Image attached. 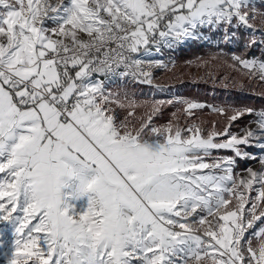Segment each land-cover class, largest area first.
<instances>
[{
  "label": "snow or ice",
  "instance_id": "1",
  "mask_svg": "<svg viewBox=\"0 0 264 264\" xmlns=\"http://www.w3.org/2000/svg\"><path fill=\"white\" fill-rule=\"evenodd\" d=\"M258 17L256 0H0L4 264H264V110L173 97L138 113L134 94L108 87L153 86L152 68L168 67L154 54L217 34L220 55L241 40L261 50L227 55L264 87ZM176 104L188 123L154 122ZM206 107L227 116L222 131L193 119ZM242 160L261 167L241 175Z\"/></svg>",
  "mask_w": 264,
  "mask_h": 264
},
{
  "label": "rangeland",
  "instance_id": "2",
  "mask_svg": "<svg viewBox=\"0 0 264 264\" xmlns=\"http://www.w3.org/2000/svg\"><path fill=\"white\" fill-rule=\"evenodd\" d=\"M258 1L261 2L262 0H256V4L258 3ZM256 24L258 27L262 28V25L260 24L259 17L256 21ZM209 35H212V34L209 33ZM257 38L259 39V36ZM219 39H220V36H219V34H217L214 37V42H211V43L214 44ZM191 41H193V40H189L186 43L179 45L174 50L164 49L162 51V53L155 54L157 57H161L160 60H163L164 63L168 65V67L167 68H155V67L152 68V72H153V76H154V85L153 86L136 85V86L125 87L129 91V93L134 94L136 99L143 105V107H140L137 109L138 113L146 112L148 109V106H149V104L153 98L154 99H168L170 97L173 98V96H175V97H180V98L186 99L184 96L181 95V93L184 90L187 91L188 89H192V88L193 89H200L199 85H201V84H206V86L209 89V94H211V96H214L215 93H217V92H221L223 94L230 95V93H232L231 91H236L237 93L242 94V95H246L248 93H257V94H260V96H262L261 93H264V87H261V85L258 81L249 82L246 78L240 76L237 73H234L233 70L228 67V63H223L222 59H221L222 61H220L219 63L214 64L215 60H211V57L215 55L213 53H211L210 60L212 62H214L213 64L215 67H212V65L209 64V61H207L209 66H210L209 70L214 72L217 76H220L222 74L235 75L236 76V81H235L236 86L235 87L232 86V84L230 83L229 87L227 89H225L223 87L222 83L214 82L207 75L208 70H206L205 67L202 66V62H204L203 58H200V59L195 58L194 60H187V61L183 62L184 64L180 63L181 66H177V64H175V60L173 59V54L175 55L176 50L186 46ZM198 41L201 43L205 42L202 40H198ZM227 46L233 47L232 44L227 45ZM151 58L154 59L153 57H151ZM205 59H208V58H205ZM241 82H243L245 84V88L243 90L239 87V84ZM160 89H163V91H161ZM187 100L193 101V100H191V98L187 99ZM145 101H147L148 103H145ZM194 102H198V101L194 100ZM213 105H215V104H213ZM178 106H181V108H182V105H180V104H176V105L172 106L174 108V112H176V114L180 113V111H177ZM209 106H212V105L209 104ZM215 106L221 107L219 104H216ZM207 109L210 110V108H207ZM117 111H120V110L118 109ZM120 115L122 118L124 113L120 112ZM166 122L167 121L162 122V123H156V124L157 125H163ZM246 124H248V123H246ZM244 126L241 127L239 130L233 132V133H240L241 130L244 128ZM251 126L255 127V125H251ZM249 151L256 153L257 156L260 155L259 151L255 148L249 149ZM251 161H252V163L249 164L247 167L251 166L254 169H259L261 167L260 164L256 160H251ZM237 172L240 173L241 175H246V173L242 172L241 170H237ZM252 195L255 196V193H252ZM257 226L259 227L261 225H259V223H258ZM249 231H254V229L249 230ZM0 264H4L2 258H0Z\"/></svg>",
  "mask_w": 264,
  "mask_h": 264
},
{
  "label": "trees",
  "instance_id": "3",
  "mask_svg": "<svg viewBox=\"0 0 264 264\" xmlns=\"http://www.w3.org/2000/svg\"><path fill=\"white\" fill-rule=\"evenodd\" d=\"M257 9L260 12H264V0L261 2L258 1L257 3ZM262 28H264V25H262ZM243 36V33H241ZM220 40V39H219ZM219 40L216 41V43L211 42H204L201 43L198 40L197 41H191L186 46L179 48L176 50L175 55L173 54V59L175 60V64L177 66H181V64H184L183 62L187 60H194L195 58H203L204 61H209L210 65H214L219 63L223 60V63L230 62V58L227 55L228 53H236L238 55H248V56H259L261 50L257 48H253L250 51H245L242 47L243 41H238L232 43L233 47L227 46L224 44H220V47L224 49V55H220L218 53L217 49V43H219ZM211 53L215 54L211 57ZM215 60V63L210 60ZM213 57H218L217 59H213ZM208 58V59H205ZM222 59V60H221ZM181 63V64H180ZM214 63V64H213ZM197 87V86H196ZM195 88V87H194ZM200 89H188L187 91H183L181 93L182 96H184L186 99L196 100L198 102L204 103L206 105H213V104H219L221 107L229 108L237 107V108H251L256 110H264V96H260V94L257 93H248L246 95H242L237 93L236 91H231L230 95L223 94L221 92L215 93L214 96H211L209 94V89L206 86V84L199 85ZM181 108V106H178V109ZM174 112L173 107H165L163 116L157 117L155 119V123H162L165 121H169L172 118V113ZM229 114H231V111L229 110ZM177 116L179 117V123L181 126H184L186 123H188V119L183 115L182 112L179 114L177 113ZM253 117H250L248 115H245L240 120L236 121L230 131L235 132L239 130L241 127H243L250 119ZM195 119L196 123H198L202 129L207 132L211 129L213 122L216 124V128L219 131H222L225 126L228 124L227 116L218 115L211 110L204 108L201 110H197L196 116L193 117ZM223 155H231V153L222 152ZM251 160H242L239 162L237 170H243L245 169L249 164H251Z\"/></svg>",
  "mask_w": 264,
  "mask_h": 264
},
{
  "label": "built area",
  "instance_id": "4",
  "mask_svg": "<svg viewBox=\"0 0 264 264\" xmlns=\"http://www.w3.org/2000/svg\"><path fill=\"white\" fill-rule=\"evenodd\" d=\"M154 59H158L160 60L161 57H157L155 54L153 56ZM136 85H141V84H133L131 82H124V81H121L120 79H117L115 82H112V83H109L108 84V87L113 91V92H117L119 91L122 87L125 88V87H128V86H136ZM175 97V96H173ZM171 98V97H170Z\"/></svg>",
  "mask_w": 264,
  "mask_h": 264
},
{
  "label": "crops",
  "instance_id": "5",
  "mask_svg": "<svg viewBox=\"0 0 264 264\" xmlns=\"http://www.w3.org/2000/svg\"><path fill=\"white\" fill-rule=\"evenodd\" d=\"M10 237V238H9ZM7 239L9 240V239H11V236L9 235L8 237H7Z\"/></svg>",
  "mask_w": 264,
  "mask_h": 264
}]
</instances>
